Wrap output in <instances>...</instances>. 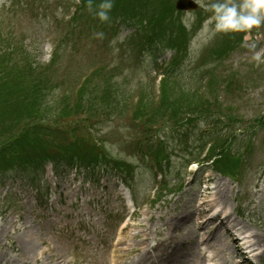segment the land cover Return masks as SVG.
Masks as SVG:
<instances>
[{"label": "rangeland", "instance_id": "obj_1", "mask_svg": "<svg viewBox=\"0 0 264 264\" xmlns=\"http://www.w3.org/2000/svg\"><path fill=\"white\" fill-rule=\"evenodd\" d=\"M58 1L65 0H36L31 7L17 9L18 0H0V30L5 35L9 34L14 44L30 47L41 70L48 66L46 63L52 59L57 44L61 42L64 35L66 36L63 41L72 40L76 43L74 57H81L79 54L85 53L86 57L82 56V61L86 60V62L88 57H96L95 52H91L88 40L84 36L75 34L67 37L68 20ZM209 1L201 0L199 4H207ZM163 6L164 4L161 3V7ZM44 7H49V9H44ZM174 12L171 8V14L167 13V20H182L193 16L185 15V13L177 16ZM186 22L190 21L186 20ZM132 31L126 27L122 28L118 38L114 37L115 40L111 47L113 52L110 54H105V47L99 51L103 57H108L99 58L102 59L101 63L110 65L109 76L113 74V77L107 83L106 90L112 93H115L118 88L125 92L131 91L135 87L150 82L155 76L153 69H150L151 59L147 52L143 54V57L148 59L145 67H136L137 59L126 60V56H130L129 50L124 51L121 43L129 37ZM90 33L87 34L90 35ZM202 34L199 33L191 45L192 57L198 58L200 54L198 43ZM255 52H261L264 56V24L259 28H253L246 35L243 46L228 59L227 66L237 75L236 84L231 86L230 91L220 92L219 96L222 108H233L234 117L240 119L235 127H243L246 135L253 134L251 137L252 150L247 157L240 153L243 152V147L235 149L236 153L243 158L244 164L242 163L241 166L242 174L237 177L238 181L231 180L230 189H228V196L230 194L231 196L228 204L242 213L237 218L261 231L259 233H263V237L260 236L259 239L264 241V124H259L260 120L264 122V63L257 66L256 61L253 60ZM168 56L169 53L161 57L162 61L168 60L170 58ZM66 61L67 58H63L60 66ZM193 66L197 68L198 65L187 62L182 67L185 73L183 80L193 69L197 76L198 71ZM96 91L97 88L92 91V95L96 94ZM97 129L102 130L101 133H108L109 129L110 136H105L109 147L111 148L112 142H116V152H121L118 140L124 131L118 132L110 125H101ZM170 135L167 137H171ZM169 139L171 146L177 147L173 148L175 156L172 157V162L178 167L172 170L167 169L168 182L170 187L174 186L177 190L172 194L163 192L162 200L157 202L154 199L159 194L155 196L154 191L160 181L151 177L148 170L137 174L135 183L138 191L134 196L137 209L135 215L132 216L126 235L132 237L140 230L139 225L150 224L149 213L154 216L156 226L165 227L170 217L174 221L175 216L182 215L184 212L189 218L182 216L181 220L177 221L179 229L170 232L171 236L176 237L167 250L168 258L164 264H203V260L199 258L196 247V230L192 224L196 223V219L192 220V216L194 217L193 203H197L198 196L202 190L204 191L203 185L206 182H209V186H213L217 180L225 182L226 179L213 170H206L205 165L198 172L195 166L184 168L190 153L194 155L197 153L196 147L199 142H193L195 138L191 141L192 144L179 142V145L176 144V139L172 137ZM236 139L238 141H235L234 146L238 147L241 142L238 136ZM98 176L99 181L90 178V175L83 177L81 173L70 168L65 169L61 175L56 177L51 166H48L45 178L43 177L41 181L42 192L37 191L36 181L29 183L26 179L22 180L16 176L3 183L0 186V264H42L43 262H48V264H106L108 251L105 254L102 251L94 252V255L90 256H86V253L93 252L88 249H94L95 245L103 248L108 242L112 243L116 240L120 221L127 219L133 210L126 203V198H129V193L131 195L132 193L121 182L119 175L101 172ZM185 177L186 184L179 189ZM196 194L197 199L193 202ZM161 214L167 217L160 219ZM151 235L155 236L154 233ZM213 236L217 264H245L241 262L243 259L240 253L235 252V246L229 242L227 235L224 236L223 232L214 231ZM154 244L155 241L152 240V245ZM26 248L33 249L29 256L21 251ZM46 250L52 251L56 256L51 257L45 253ZM73 255H76L77 262L75 263ZM255 258L249 259L246 264H264V255ZM127 261L129 263L130 258ZM154 263L160 264L158 259ZM207 264L214 263L207 262Z\"/></svg>", "mask_w": 264, "mask_h": 264}, {"label": "bare ground", "instance_id": "obj_2", "mask_svg": "<svg viewBox=\"0 0 264 264\" xmlns=\"http://www.w3.org/2000/svg\"><path fill=\"white\" fill-rule=\"evenodd\" d=\"M228 187L229 185L226 183H222V182L218 183V185L212 189V191L213 190L214 191L212 194V201L209 204V206H214L216 203H218L220 205H223L224 208H226L228 205V195H227ZM206 203H207L206 201H201L197 206H193V211H192L193 214L196 216L205 214L206 213V209H205ZM182 215L185 217L186 216L188 217V215L184 212ZM182 215L175 216L174 217L175 221L179 219L181 220ZM214 223L216 224L214 231L218 232L219 229H223L224 232H226V234L228 235H231L232 231L238 232V236H234L233 238V241H232L233 244L234 243L238 244L240 242H243V244H248V248L251 249L250 252H255L257 250L259 251V253H257L256 256L264 254V249L260 250V247H264V241H260L259 239L260 236L263 237V235H258L259 233L257 232L253 233V231H251V227L249 224L243 223V221L240 219L238 220L236 218H231V215L226 217V221H223V220L220 221L218 220V214H217L214 216L206 217L197 226L198 230L201 231V233L200 231L197 232V238H199V242L196 244L201 259H204L203 255L206 250H211L213 252H212V256H210V260H213V261L214 259L216 260V249H215V244L213 243V238H214L213 232L214 231L208 232V233H205L204 231L208 226L214 225ZM175 227L176 225L174 221L169 220L165 227L157 228L155 232L159 236V239H158V244L155 247H151L149 245L150 239H149L148 234L146 232L144 233L140 232L136 234L134 237V239H139L138 244L129 245L128 244L129 237L123 236L120 240H118L114 251L118 253V256H119V253L121 252V249H122V248H119V246L121 244H127L128 247L125 250L129 253H137L140 258L138 262H134L132 264H143L145 261H150L151 264H154L152 261L154 259L153 252H157L156 257L159 259V263L164 264V261L168 258L167 250H169V247L171 246L172 242H174V240L171 237L167 236L166 233L170 231L171 229H174ZM178 229L179 227L177 226L176 231ZM182 237L183 236H181V238ZM227 238H229V236H227ZM260 242H263V243L260 244ZM21 251L27 254V256H29L33 252V249L26 248ZM94 252H98V251H94ZM94 252L92 253V255H94ZM235 252L237 253L241 252L239 245H236ZM45 253H48V255H50L51 257L56 256V255H53L52 251H49V250H46ZM246 257L247 256H244V259L242 261L245 264L247 263ZM42 264H48V262H43ZM106 264H110V263L107 262Z\"/></svg>", "mask_w": 264, "mask_h": 264}, {"label": "clouds", "instance_id": "obj_3", "mask_svg": "<svg viewBox=\"0 0 264 264\" xmlns=\"http://www.w3.org/2000/svg\"><path fill=\"white\" fill-rule=\"evenodd\" d=\"M106 7L111 8V4ZM201 7L211 13L202 28L210 38L221 33L247 32L264 24V0H213L209 4H201ZM104 18L107 16L104 15ZM191 20L195 22L196 17L191 16ZM253 60L259 66L264 63V56L255 52Z\"/></svg>", "mask_w": 264, "mask_h": 264}, {"label": "water", "instance_id": "obj_4", "mask_svg": "<svg viewBox=\"0 0 264 264\" xmlns=\"http://www.w3.org/2000/svg\"><path fill=\"white\" fill-rule=\"evenodd\" d=\"M193 3L191 0H179L178 7L179 8H192Z\"/></svg>", "mask_w": 264, "mask_h": 264}, {"label": "trees", "instance_id": "obj_5", "mask_svg": "<svg viewBox=\"0 0 264 264\" xmlns=\"http://www.w3.org/2000/svg\"><path fill=\"white\" fill-rule=\"evenodd\" d=\"M5 95H6L5 89L4 88H0V99H2ZM3 100L5 102V100H7V98L5 97ZM2 104L3 103H0V106H2ZM26 138H27V136H26Z\"/></svg>", "mask_w": 264, "mask_h": 264}]
</instances>
